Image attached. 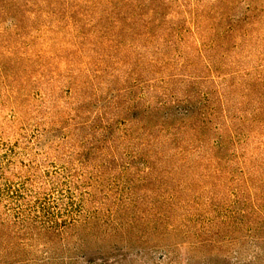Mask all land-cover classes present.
<instances>
[{
    "label": "rangeland",
    "instance_id": "374dc122",
    "mask_svg": "<svg viewBox=\"0 0 264 264\" xmlns=\"http://www.w3.org/2000/svg\"><path fill=\"white\" fill-rule=\"evenodd\" d=\"M0 264H264V0H0Z\"/></svg>",
    "mask_w": 264,
    "mask_h": 264
},
{
    "label": "trees",
    "instance_id": "16d2710c",
    "mask_svg": "<svg viewBox=\"0 0 264 264\" xmlns=\"http://www.w3.org/2000/svg\"><path fill=\"white\" fill-rule=\"evenodd\" d=\"M186 115H187V117H194V110L193 109H187L185 112H184ZM178 117L179 116V113H177V112H172L171 113V115H170V117L171 118H173V117ZM170 117H169V119H170ZM206 230H208V229H203V231H201V233H199V238H202V240L200 241V244H201V246H203V247H206V246H209L210 245V243H211V240L212 239H210V240H208V239H204V235H208L207 233H208V231H206ZM210 230V229H209ZM210 232H211V230H210ZM213 234H215V232H213ZM198 246V245H197ZM108 263V262H107Z\"/></svg>",
    "mask_w": 264,
    "mask_h": 264
}]
</instances>
